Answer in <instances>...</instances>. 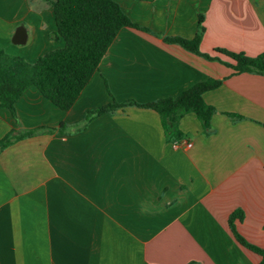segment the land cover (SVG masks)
<instances>
[{
	"label": "crops",
	"instance_id": "obj_1",
	"mask_svg": "<svg viewBox=\"0 0 264 264\" xmlns=\"http://www.w3.org/2000/svg\"><path fill=\"white\" fill-rule=\"evenodd\" d=\"M117 1L149 29L121 28L69 109L35 86L16 117L0 107V140L41 127L0 149V264H258L229 216L242 209L238 231L264 248V75L233 73L164 37L193 38L202 13V51L255 56L264 0ZM55 30L48 0H0L7 53L34 62L65 45ZM210 77L223 82L203 94L216 108L209 133L188 112L179 142L168 141L160 114L137 105L80 127L89 109L175 96Z\"/></svg>",
	"mask_w": 264,
	"mask_h": 264
},
{
	"label": "trees",
	"instance_id": "obj_2",
	"mask_svg": "<svg viewBox=\"0 0 264 264\" xmlns=\"http://www.w3.org/2000/svg\"><path fill=\"white\" fill-rule=\"evenodd\" d=\"M52 5L56 30L54 39L63 38L65 45L50 50L34 62L24 57L7 53L0 47V107L9 109L16 117L15 102L30 86H35L55 105L69 109L77 100L93 74L99 69L100 61L108 47L125 26L149 29L134 22L123 10L117 0H48ZM205 32L204 16H198L196 35L193 38L183 36H165L167 42L177 43L185 49L207 59L224 63L233 69V73L255 72L264 75V52L255 56L243 51H233L216 47L213 52L200 48ZM226 56L229 60L223 59ZM222 78L210 77L183 90L175 96H167L148 102L134 99L113 100L86 113L84 124L93 117L105 112H114L120 107L137 105L156 110L161 117L168 141H178L183 133L179 127L180 119L188 112H194L205 133L211 129V119L216 108L204 100V92L219 87ZM231 117H241L228 113ZM65 124L59 128L64 131ZM41 127L24 131H11L0 140V149L13 141L33 135ZM53 130V129H52ZM242 209L234 210L229 216V226L236 239L247 248L261 256L258 264H264V248L250 242L237 229L235 220L242 219Z\"/></svg>",
	"mask_w": 264,
	"mask_h": 264
},
{
	"label": "built area",
	"instance_id": "obj_3",
	"mask_svg": "<svg viewBox=\"0 0 264 264\" xmlns=\"http://www.w3.org/2000/svg\"><path fill=\"white\" fill-rule=\"evenodd\" d=\"M178 142H179V140H178V141H176L175 143H178ZM186 145H187V146H191V145H192V143H191V142H187V143H186Z\"/></svg>",
	"mask_w": 264,
	"mask_h": 264
}]
</instances>
